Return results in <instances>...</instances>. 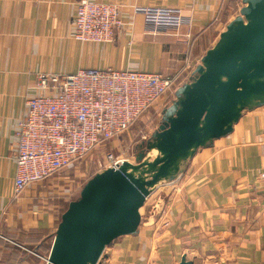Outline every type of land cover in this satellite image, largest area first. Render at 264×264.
<instances>
[{
  "label": "crops",
  "instance_id": "crops-1",
  "mask_svg": "<svg viewBox=\"0 0 264 264\" xmlns=\"http://www.w3.org/2000/svg\"><path fill=\"white\" fill-rule=\"evenodd\" d=\"M79 1L0 0V264H46L67 202L56 178L13 199L15 132L38 75L113 68L175 77L186 67L191 75L243 0H93L119 6L131 24L100 44L72 37ZM135 7L178 8L185 24L148 27ZM173 185L162 204L170 224L149 218L137 235L113 241L103 264H180L183 255L193 264H264V107L199 150Z\"/></svg>",
  "mask_w": 264,
  "mask_h": 264
},
{
  "label": "water",
  "instance_id": "water-1",
  "mask_svg": "<svg viewBox=\"0 0 264 264\" xmlns=\"http://www.w3.org/2000/svg\"><path fill=\"white\" fill-rule=\"evenodd\" d=\"M242 4L162 110L135 163L97 173L69 203L46 264H99L113 241L138 234L140 210L157 188L178 180L199 150L230 135L244 112L264 107V0ZM180 264L193 262L183 255Z\"/></svg>",
  "mask_w": 264,
  "mask_h": 264
},
{
  "label": "built area",
  "instance_id": "built-area-1",
  "mask_svg": "<svg viewBox=\"0 0 264 264\" xmlns=\"http://www.w3.org/2000/svg\"><path fill=\"white\" fill-rule=\"evenodd\" d=\"M133 10L143 17L146 26L154 29L178 30L185 24L178 8ZM130 25L123 20L117 5L80 0L72 37L83 43H108L117 29ZM185 37L191 39V32ZM188 72L186 67L177 76L168 77L138 70L83 68L74 74H39L36 94L26 100L25 113L15 132L13 199L19 198L29 186L54 178L66 187L69 180L59 176L64 170L129 131L151 110L161 115L183 84L180 77L189 76ZM136 153L125 156L107 150L96 164V173L118 169L124 161L135 163ZM65 187L60 193L67 198L69 189ZM176 188L174 192L178 191ZM163 202L160 197L154 207L165 218L162 224L168 226L170 220L164 213Z\"/></svg>",
  "mask_w": 264,
  "mask_h": 264
},
{
  "label": "rangeland",
  "instance_id": "rangeland-1",
  "mask_svg": "<svg viewBox=\"0 0 264 264\" xmlns=\"http://www.w3.org/2000/svg\"><path fill=\"white\" fill-rule=\"evenodd\" d=\"M160 121V113L151 110L147 115L142 116L129 131L107 142L104 146L97 147L89 156L76 162L72 168L64 170L59 176L69 180L68 183H65L66 187L62 184L66 189H69V191L67 192V202H64V208L61 212L66 211L69 203L80 197L81 190L86 182L97 174L96 164L98 160H101L105 151L112 150L119 155L131 156L134 152L138 151L139 145L143 143V141H146L151 133L158 129ZM176 186L170 184L162 185L147 198L144 206L140 210L142 218L140 226L149 218L154 220L153 226H156L157 220L159 219V211L156 210L154 206L159 202L160 197L172 192L175 193L174 190ZM105 256L106 252H104L99 264L105 262ZM32 258L37 262V258L34 256Z\"/></svg>",
  "mask_w": 264,
  "mask_h": 264
},
{
  "label": "trees",
  "instance_id": "trees-1",
  "mask_svg": "<svg viewBox=\"0 0 264 264\" xmlns=\"http://www.w3.org/2000/svg\"><path fill=\"white\" fill-rule=\"evenodd\" d=\"M64 212H65V211H64ZM60 221H61V220H60ZM60 221H59V222H60Z\"/></svg>",
  "mask_w": 264,
  "mask_h": 264
}]
</instances>
